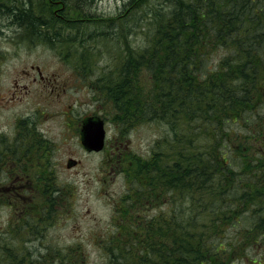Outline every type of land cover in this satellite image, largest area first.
Returning a JSON list of instances; mask_svg holds the SVG:
<instances>
[{
  "label": "trees",
  "instance_id": "16d2710c",
  "mask_svg": "<svg viewBox=\"0 0 264 264\" xmlns=\"http://www.w3.org/2000/svg\"><path fill=\"white\" fill-rule=\"evenodd\" d=\"M56 1L64 5L0 0V14L28 28L32 40L86 50L76 34L93 22L76 21L83 13L74 9L76 25L67 35L66 20L53 14ZM70 1L87 8L98 0ZM131 16L147 29L143 47L126 41ZM94 22L101 24L100 38L126 51L114 69L92 79L97 102L126 133L144 122L166 125L147 156L125 149V133L113 140L107 157L127 188L99 246L100 264H234L249 250L263 253L264 0H127L119 15ZM84 55L72 67L89 81L92 56ZM19 137L0 148V163L9 157L8 166L21 164L34 153L37 188L5 186L0 173V206L9 203L23 214L18 219L15 211L14 223L0 231V264H89L81 243L45 250L26 245L55 220L52 203L66 190L51 176L50 141L42 134ZM33 140L34 148L26 145ZM24 191L32 198H14Z\"/></svg>",
  "mask_w": 264,
  "mask_h": 264
},
{
  "label": "rangeland",
  "instance_id": "374dc122",
  "mask_svg": "<svg viewBox=\"0 0 264 264\" xmlns=\"http://www.w3.org/2000/svg\"><path fill=\"white\" fill-rule=\"evenodd\" d=\"M126 2L127 0H98L87 8L77 6L70 0H64L62 6H58L60 1L55 2L53 14L59 17L61 15L60 18L66 20L62 23L67 35L72 36L70 30L76 25L71 17L74 9L83 13V18L76 21L83 23L85 19L93 22V26L89 24L82 31L78 29L76 34L78 44L84 42L86 50L65 43L66 48L59 49L61 41L48 43L32 40L28 28H21L6 15L0 14V148L16 141L19 135L20 141H27L32 140L34 135L38 137L42 134V138L48 139L51 144V176L55 178L56 185L66 190H61L62 195L54 199L52 204L55 203L57 215L42 232L43 235H39L38 238L41 239L26 240L25 243L28 246L37 245L40 250L55 244L65 247L81 243L88 255L89 264L101 263L103 255L99 246L111 228L116 200L127 188L126 176L107 157L113 140L125 133V149L147 156L152 151L155 139L166 127L163 122H144L133 126L126 133L108 114L109 108L97 102L99 98L91 85L97 71L99 74L102 70L114 69L118 65V58L126 54L124 49L118 48L114 39L100 38L96 27L101 24H95L94 21L119 15ZM150 6L148 4L144 9ZM133 18L131 16L124 29L129 33L126 41L130 47H143L147 29L140 25L144 23L142 21L135 25ZM112 28L117 33L115 24ZM65 51L68 53L64 57L60 56ZM85 52L92 56L89 66L94 73L89 81L85 74L79 72L82 69L77 71L72 67L80 57L84 62ZM93 113L99 114L106 121L108 144L107 148L96 153L87 152L80 141L81 120L85 115ZM36 144L34 140L26 143L32 148ZM10 145L17 147L16 143ZM34 158L33 153L25 162H12L8 166L9 157H5L0 163L5 186L18 187L20 191L33 189L34 186L37 188L34 176H31L35 172ZM69 158L78 160V165L67 168ZM19 166H23L25 170L18 169ZM4 169L7 171L3 173ZM27 194L24 191L20 193V197H13L19 200ZM27 196L32 198L33 195ZM22 202L25 203L26 200ZM14 208L11 209L9 203L0 206V231L8 226V221L14 223ZM16 213L18 219L23 215H20V211ZM29 236L32 235L26 237ZM256 253L249 250L247 258L251 256V259H260L264 264V252ZM247 258L245 255L234 264H251Z\"/></svg>",
  "mask_w": 264,
  "mask_h": 264
},
{
  "label": "water",
  "instance_id": "95a60500",
  "mask_svg": "<svg viewBox=\"0 0 264 264\" xmlns=\"http://www.w3.org/2000/svg\"><path fill=\"white\" fill-rule=\"evenodd\" d=\"M104 138V120L100 117L86 118L81 130V140L84 147L89 151L101 150L104 146ZM75 163V160L69 159L68 166L70 167Z\"/></svg>",
  "mask_w": 264,
  "mask_h": 264
}]
</instances>
